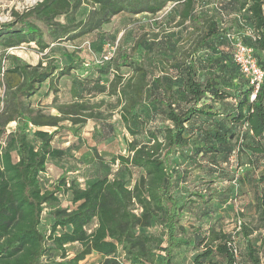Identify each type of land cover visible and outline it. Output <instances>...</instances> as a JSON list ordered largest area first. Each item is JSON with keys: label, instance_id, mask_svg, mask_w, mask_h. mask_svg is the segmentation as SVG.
Here are the masks:
<instances>
[{"label": "trees", "instance_id": "16d2710c", "mask_svg": "<svg viewBox=\"0 0 264 264\" xmlns=\"http://www.w3.org/2000/svg\"><path fill=\"white\" fill-rule=\"evenodd\" d=\"M169 4L166 17L157 19ZM121 13L149 14L156 18L151 26L161 23L157 29L140 26L132 49H143L142 58L134 59L121 41L105 65L73 83L82 100L87 80L99 82L112 74L100 92L114 99L109 106L131 137H124L126 153L109 157L110 168L115 166L107 171L114 172L110 177L102 174L105 162L93 146L83 186L66 173L49 182L44 176L48 160L67 154L52 144L59 122L67 116L81 122L70 114L88 108L78 100L57 106L60 115H51L32 106L31 97L45 82V94L57 92L58 80L87 63L77 53L82 48L69 49L66 42L87 36L86 48L100 53L102 26ZM231 36L252 49L264 70V0H39L12 10L11 19L0 23V60L9 61L0 65V264H79L92 253L103 257L100 264H178L174 250L189 241L182 235L186 204L177 196L178 174L188 176L206 156L214 161L209 170L216 171L235 153L236 165L244 153L249 169L230 175L220 193L196 189L185 199L194 196L206 204L217 193L225 202L224 191L235 194L250 181L254 219L241 222L238 234L245 241V264L264 261V185L259 187L264 184V81L250 99L253 87L233 60ZM24 43H33L44 61L30 64L10 53ZM84 116L104 120L99 112ZM112 130L111 123L102 122L92 135L97 140ZM179 153L186 167L174 163ZM255 165L259 175L252 174ZM135 170L129 186L121 173L132 178ZM214 182L203 181L205 188ZM156 224L163 237L140 230ZM195 243L205 245L192 264H236V248L223 231L209 227Z\"/></svg>", "mask_w": 264, "mask_h": 264}, {"label": "rangeland", "instance_id": "374dc122", "mask_svg": "<svg viewBox=\"0 0 264 264\" xmlns=\"http://www.w3.org/2000/svg\"><path fill=\"white\" fill-rule=\"evenodd\" d=\"M39 0H0V23L9 21L11 19V11H22L26 7L33 5ZM86 8V6H83ZM172 4L166 6L159 14H157V19L162 20L166 17V12L170 10ZM156 18H151L149 14H126L121 13L112 18V20L102 26V30L106 33L103 41L97 40L101 45V52L104 48L105 42L114 43L117 47V44L121 43L124 49L131 53L134 59H141L143 49L134 48V41L140 34V26L144 25L145 27H157L161 24L151 26L149 23H153ZM90 38L87 37V41ZM71 45V44H70ZM78 45V44H77ZM82 46V49H78L77 53L79 56L84 58V61L87 63H82L79 69L74 70L70 73V76L63 77L58 82V89L60 90L59 96H51L43 104L39 106L43 107V112L51 115H60L57 110V106L66 105L72 102L83 101L88 110L81 114H70L71 117H79L84 119L81 122L73 123L69 116L64 117L61 120L57 127V133L55 134L52 144L56 147L66 149L67 154L60 161L49 160L47 164V169L44 176L50 181H54L61 173H66L68 176L76 174H82L84 167L88 165L87 158L93 157V146L97 149L98 153L102 155L103 161L105 162L106 170L102 174H106L108 169H113L115 171V166L109 165V157L113 154L122 153L125 154V144L124 137L130 139L131 137L126 132L125 128L119 120L118 113L115 109H112L109 106V103L114 102V99L108 97L100 92V87H106L109 80L112 78V74L109 73L106 76H103L99 82H94L87 80L82 93V100L76 97V88L77 85L73 83V79H80L87 75L88 71L92 67L98 65H105L106 61L101 59V52H93L90 48H86L87 42L84 41L79 43ZM85 45V46H84ZM73 46V45H72ZM67 47L72 49L68 44ZM116 47L115 50L116 51ZM86 48V49H85ZM36 46L31 43L24 45V48H19V46L10 51V53L20 57L26 62L35 64L39 60L44 61L43 54L36 50ZM114 53V52H113ZM113 55V54H112ZM53 56H59L56 52ZM9 61L3 62L0 60V65L7 64ZM46 85V84H45ZM1 88V85H0ZM102 101V102H101ZM99 112L101 118L104 120H98L93 117H85L88 112ZM102 122L111 123L113 126L112 134L108 137L94 139L92 131L95 128H99ZM11 124L8 125V130L11 129ZM44 129L52 131L56 128L45 126ZM142 138V136H139ZM233 141H237L236 138ZM237 145V144H236ZM235 145V148L237 147ZM186 153V152H183ZM238 162L236 165L237 155L236 153L230 158L231 163L226 165L223 162H220L221 170L215 169L216 171H210L209 167H213L211 164H214V161H211L208 156L201 158V164L192 167L190 174L188 176L178 174L182 183L179 184L177 191V196L179 200L185 201V211L183 217H181V223L184 225L186 231L182 235L187 238L189 241L184 243L178 249L174 250L175 258L178 264H192L193 256L201 251L205 244H200L196 246L194 241L197 238V235H204L207 233L209 227H213L216 231L220 230L230 236L232 245L236 248L235 258L236 264H245L246 260L243 256L245 251V241L238 234L240 223H251L254 219L253 214V192L251 190V182L247 179L238 189L235 191H224L222 196L226 195V201L221 202L219 195L217 193L213 194L212 198L202 204L201 200L198 197H193V201L186 200L188 193L198 189L207 192L208 189L217 191L218 193L222 192L221 186L228 185L229 182L227 179L230 175H238V173H243L245 169H249L243 163L246 161V156L244 153L240 154L238 157ZM219 160V158H217ZM216 160V161H217ZM174 163L181 165L180 167H186L184 159V154L179 153L174 158ZM211 163V164H209ZM209 164V165H208ZM259 167L263 165V162H260ZM240 167V168H238ZM181 169V168H179ZM255 171L252 172L253 175H259L261 169L254 166ZM77 171V172H76ZM102 166L99 168L101 173ZM114 172H110V177L113 176ZM125 179L128 181V185H132L133 180L136 178L138 171H133L132 178L126 176L125 173H121ZM207 179H215L214 184L210 188H205L203 181ZM183 180H187L186 183H183ZM235 184V182H232ZM264 184H259V187H262ZM221 190V191H220ZM192 199V198H188ZM63 203H66L63 200ZM139 211V210H137ZM94 223L89 225V228H92ZM147 234L156 235L158 237L162 236V227L159 224L152 225L145 229H140ZM260 259H263V254L259 253ZM102 256L96 253L88 255L80 264H100ZM212 261H218L217 256L210 257ZM260 264H264L262 261Z\"/></svg>", "mask_w": 264, "mask_h": 264}, {"label": "built area", "instance_id": "2783aa9c", "mask_svg": "<svg viewBox=\"0 0 264 264\" xmlns=\"http://www.w3.org/2000/svg\"><path fill=\"white\" fill-rule=\"evenodd\" d=\"M232 39V47H233V60L238 66L241 74L248 80V83L253 87V92L250 96V99H253L255 93L257 92L260 84L264 81V70L261 69L252 53V49L245 45L239 36H231ZM116 45L114 43L106 42L104 44L103 51L101 53L102 60H108L114 50ZM13 49H10L11 51ZM3 95L4 89L1 85L0 88V109L2 108L3 104ZM29 128H32V125L29 124ZM246 128V124H242L239 129V137L241 139L242 131Z\"/></svg>", "mask_w": 264, "mask_h": 264}, {"label": "crops", "instance_id": "0c3cea01", "mask_svg": "<svg viewBox=\"0 0 264 264\" xmlns=\"http://www.w3.org/2000/svg\"><path fill=\"white\" fill-rule=\"evenodd\" d=\"M84 41H86L87 42V46H88V41H87V36H83V37H80V38H78V39H76L75 41H72V42H66L65 43V45L67 46V44L71 47V48H73V47H78V48H82V46H80L79 45V43L80 42H82V44H83V42ZM27 44H31V43H24V44H21L20 46H19V48H24V45H26L27 46ZM71 44V45H70ZM78 44V45H77ZM73 45V46H72ZM85 46V45H84ZM30 64H32V63H30ZM62 79V78H61ZM60 79V80H61ZM60 80H58V82L60 81ZM58 82L57 83H55V85H56V87L58 86ZM46 84V85H45ZM58 88V87H57ZM48 91V84H47V82H45V83H43L42 84V87H41V89H40V91L39 92H37L36 94H34L32 97H31V103H32V106H34V107H37V106H39L40 104H43L45 101H47L48 100V98H51V96H55V95H57V96H59L60 94H59V92H60V90L58 89L57 90V92H54V91H49L47 94H45V92H47ZM11 128L13 127V123H11ZM50 160V159H49ZM49 160H48V162H49ZM48 164V163H47ZM77 172V171H76ZM74 175H72V177H77V180H78V182L83 186V184H84V176H83V174H76V173H73ZM49 182H52V181H50L49 180ZM80 264V263H79Z\"/></svg>", "mask_w": 264, "mask_h": 264}]
</instances>
